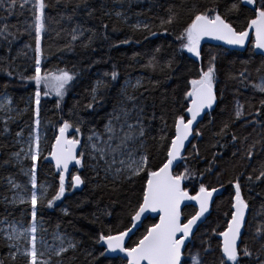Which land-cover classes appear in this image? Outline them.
Wrapping results in <instances>:
<instances>
[{
    "label": "snow or ice",
    "instance_id": "obj_1",
    "mask_svg": "<svg viewBox=\"0 0 264 264\" xmlns=\"http://www.w3.org/2000/svg\"><path fill=\"white\" fill-rule=\"evenodd\" d=\"M123 2L124 0H114V3ZM70 5L71 14L66 15L64 11H57L55 16L51 14L53 9L62 7L66 10ZM249 6L251 16L246 19L243 26H237L235 21L219 11L218 6L193 4L189 9V19L181 26L182 30L176 39L181 42L182 49L197 58L201 57V41L205 38L223 41L227 45L242 49L251 45L252 49L259 50V55L264 57V0H234L228 11H239L241 7ZM82 7L89 17L96 11L89 6V0H76L75 3L73 0H0V10L5 13L0 17V46H6L7 51L11 52L12 45L24 35H27L30 41H34V47L32 42L25 41L17 50V56H27L26 50L34 53L32 75L25 77L22 72H18L13 66L16 57L11 61L0 57L5 60V63L0 64V73L8 77L15 74L21 79L35 82V128L27 139H22L23 130L16 132V143L21 144L22 147L11 154L16 164L21 165V172L29 178L30 189L17 183L11 176L7 178L11 189L16 190L10 202L13 205L30 203L31 221L25 227L22 221H9L7 217L0 219V237L9 249V259L13 264H16L18 257L24 259V264H65V255L69 251L75 252L78 248V241L59 232V224L56 226L57 230L52 233L53 242L49 243L44 236L47 229L43 227L42 220L39 222L37 220L38 203L52 208L56 201H61L65 197L69 189H76L86 184L88 178L79 171H70L71 165L73 169L77 166L79 169H90L95 179L110 182L113 186L134 183L137 178L143 182L141 197L136 207L129 213L130 226L116 230L113 234V227L105 225V230L99 233L96 243L106 245V249L100 253L101 256L106 253H123L126 264H206L202 253L211 254L209 241L201 238L199 247L194 241L197 239L196 233L200 226L207 222L206 213L210 214V208L214 204V194L219 189L204 182V172H197L189 166V160L192 157L199 158L200 155L197 145L192 144L189 138L202 135L198 126L194 128V125H197V118H202V114L211 116L213 106L217 104V86L220 81L217 76L215 56L209 58L206 68L200 69L198 78L190 80L191 89L184 93L185 99L189 101L184 111L190 118L186 119L185 114H178L174 120V133L171 136L167 135L166 122L160 129L159 147L163 149L165 156L159 165L153 166V156L148 145L150 120L156 118L155 113L150 120L146 118L144 107L138 103L139 97L129 94L127 88H124L120 91L122 99L113 106L111 112L107 113L102 128L90 126L85 134L82 131L85 122L78 114L75 120H63L50 152L51 158L55 161L58 185L50 197L52 185H38L36 162L41 157V86L51 89L54 85L56 95L62 99L67 87L77 75L67 69L42 73L44 57L42 41L47 34L56 31L54 25H59L65 19L72 20L73 16L77 15V10ZM168 13L167 17L160 18V23L156 26L164 33L169 31L166 25L179 23L178 13L171 8ZM114 14L126 20L120 11H115ZM13 16L17 17L16 24L9 22V18ZM20 17L24 19L21 21ZM107 27L105 24L104 28ZM132 27L134 30L147 31L151 36L157 35V32L153 31L154 25L150 23L137 22ZM85 31L91 30L83 29L80 25L73 28L70 33L71 42L65 47L71 48L72 42L83 37ZM56 35L59 36L60 32L57 31ZM147 38L146 36L145 39ZM91 42L92 37L89 36L88 42L83 46L88 47ZM129 42L127 39L122 41L125 44ZM156 51L159 52L160 49L157 48ZM154 61L155 57L148 66L155 70L157 63ZM165 66L170 68L171 61L166 62ZM261 66L264 67V61ZM256 71L259 72L260 68ZM104 75L107 76L108 73ZM249 75L248 69L244 68L238 74H229V79L247 87ZM117 77L118 73L112 71L111 79L116 80ZM102 85L106 87L103 81L96 82V87L91 90V102L86 105L87 108H93V105L101 99L99 89ZM139 86L140 81H137L136 85L132 86L133 91ZM4 87L7 88V85ZM251 87L264 94V77L260 78L259 83L251 84ZM48 94V91L44 92L45 96ZM220 98H223L222 92ZM0 111L6 114V118H0L3 119L0 135H3L10 133V124L15 122L20 113L12 107V100L6 93L4 102L0 103ZM13 112H16L15 116L12 115ZM250 116L253 119H248ZM161 119L163 120L162 117ZM238 121L242 122L241 127H251L252 133L241 137L233 131V125ZM253 133L256 138L249 142V137ZM215 135L221 138L231 135V142L235 147L232 156L241 160L252 161L254 156L264 152V98L259 100L258 105H254L251 99H246L244 103L237 99L233 113L222 121V126ZM151 138L156 139L154 136ZM186 142L191 145V153L186 149ZM218 144L219 141L213 147ZM258 145L259 149H257ZM219 146L224 147V145ZM218 155L220 154L213 153V159L209 161V167L206 169L207 173L213 172V165ZM25 160L32 162L27 170L23 168ZM181 168L182 171L179 170ZM255 171L257 170L254 168L253 172ZM241 176L243 173L237 175L233 181H229L234 186V196L230 199L229 211L225 213L226 227L219 232L212 230L217 236L222 237L218 246L219 264H245V260L251 262L254 255L244 239L250 226L246 214L251 215V213L249 204L242 195ZM246 179L252 182L253 176L249 174ZM255 180L264 182V161L260 162L259 174L256 175ZM190 185L194 194H190ZM186 201H194L198 206L194 214H185L184 208L188 207ZM63 211L68 214L67 209ZM146 213H156L158 222L147 227L132 246H127L126 237L137 228L142 217L146 218ZM255 238L260 241L255 253V264H264L262 258L264 257V222L256 227ZM0 264H3V261H0Z\"/></svg>",
    "mask_w": 264,
    "mask_h": 264
},
{
    "label": "trees",
    "instance_id": "obj_2",
    "mask_svg": "<svg viewBox=\"0 0 264 264\" xmlns=\"http://www.w3.org/2000/svg\"><path fill=\"white\" fill-rule=\"evenodd\" d=\"M233 2L234 0H124L123 3H114V0H89V6L96 9L94 14L89 17L83 7L77 10V15L73 16L72 20H68L69 26L63 28V42L53 47L49 60L42 70L43 73L67 69L77 73L76 79L67 87L62 99L56 95L54 85L51 89L41 86L40 119L48 132L47 154L51 151L57 130L63 120H75L78 114L85 122L82 127L85 134L90 126L102 128L106 122L107 113L111 112L113 106L122 99L121 89L127 88L129 94L139 97L138 103L144 107L146 118L150 120L155 113L156 118L150 120L148 145L153 156V166L159 165L165 156L163 149L159 147L160 129L166 122L167 135L171 136L174 133L175 117L178 114H185L187 118L184 108L189 101L185 99L184 93L191 89L190 80L198 78L199 71L203 67L202 58L192 57L185 49H182L181 42L176 39V36L182 30L181 26L188 21L189 9L193 4L207 7L218 6L222 14L235 21L237 26H243L246 19L251 16L250 8L241 7L239 11L229 12L228 9ZM71 7L70 5L66 9L67 14H71ZM169 8L179 14V23L166 25L169 31L164 33L156 26L159 25L160 18L167 17ZM115 11L123 13L126 20L116 17ZM106 12L112 14L106 15ZM137 22L154 25L153 31H156L157 35L151 36L147 31L134 30L132 25ZM105 24L108 26L107 29L104 28ZM77 25L91 31H85L83 37L72 42L71 48H66L65 45L71 42V30ZM89 36L92 37V42L88 47H84ZM146 36L147 39H145ZM126 39L130 42L122 43ZM157 48L160 49L159 52L156 51ZM17 50L18 41L12 45L11 52L7 51L6 46H0V54L3 58L11 61L13 57H16L13 66L18 72H22L25 77L32 75L34 62L20 61ZM216 52L221 60L220 83L217 86L219 102L211 116H207L198 128L202 135L198 136L199 138L196 136L193 144L199 145L200 155L199 158L192 157L189 160V166L197 172H204L205 178L209 174L206 169L209 167V161L213 159V153L220 154L215 160L213 171L216 169L215 173L224 172V176L220 175L222 180L217 186L223 191L213 208H221L218 212L217 210L212 212L213 217L211 216L216 220L221 219L220 223L216 224L218 232L226 227L225 213L229 211L230 199L234 196V186L229 181H233L237 175L243 173L240 177L242 193L249 204L251 213L248 218L250 226L244 239L251 243V249L255 254L260 241L254 239L253 230L264 218V208H262L264 182L256 181L255 177L259 174L260 162L264 161V152L254 156L252 161L233 157L232 152L235 151V147L231 142V135L221 138L215 133L219 132L222 121L232 114L235 101L241 100L244 94L243 86L229 79V74H238L244 68L251 67L255 70L257 68L264 70L261 66L264 59L256 56L252 49L243 54L229 53L221 48H216ZM153 57H155L154 62L157 63L155 70L148 66ZM168 61H171L170 68L165 66ZM162 66L163 71H161ZM112 71L118 73L116 80L111 79ZM105 73L108 75L105 76ZM97 81H103L106 87L103 85L100 87L101 99L89 109L86 105L91 102V90L96 87ZM137 81H140V86L133 91L132 86L136 85ZM4 85H7V88ZM45 91L49 92L46 96ZM220 92L223 93L222 99ZM5 93L11 98L13 107L20 114L15 122L10 124V133L0 135V219L7 217L9 221H23L29 224L31 207L28 204L19 206L11 204L14 193L7 178L11 176L17 183L26 181L21 172V166L16 164L11 154L18 151L16 132L21 131V125L24 123L30 124L35 120V104L30 103L35 93V82L21 79L15 74L8 77L0 73V97ZM261 98H264V95L257 96L254 105H258ZM58 102L59 107H57ZM0 118H4L1 112ZM241 123L238 121L234 124L232 130L241 137L246 133H252L251 127H241ZM2 127L3 119H0V128ZM153 136L156 137L155 140L151 138ZM253 138H256L254 133L250 136L251 140ZM217 141L219 144L213 147ZM188 153H191V148ZM5 161L8 163H4ZM36 166L38 184L52 185L50 197L58 185V174L44 156L37 161ZM254 168L257 171L253 172ZM80 173L88 178L83 190L76 192L74 189H69L65 197L61 201H56L52 208L39 203L37 219L42 220L43 227L51 233L57 230L56 226L59 224L60 233L79 242L75 252L69 251L65 255V264H126L125 260L118 257L109 258L106 254L101 256L100 253L104 249L100 243H96V240L99 233L105 230V225L113 227V234L116 230L130 226L129 213L136 207L141 197L143 182L137 178L134 183L113 186L110 182L95 179L90 169H84ZM249 174L253 176L252 182L246 179ZM207 179H204V182ZM210 179L213 180V177ZM196 186L198 187V182ZM189 191L194 194L191 185ZM63 209H67L68 214H65ZM222 209L225 211L223 212ZM195 211L194 206L184 210L186 215L194 214ZM219 212L221 214L223 212L221 217ZM156 222L157 220L147 219L131 237L128 246H132L145 229ZM217 237L215 234L213 240L218 239ZM8 253L9 249L0 237V261H3V264H13ZM255 262L253 257L251 262L245 260V264H255ZM16 264H24V259L18 257Z\"/></svg>",
    "mask_w": 264,
    "mask_h": 264
},
{
    "label": "rangeland",
    "instance_id": "obj_3",
    "mask_svg": "<svg viewBox=\"0 0 264 264\" xmlns=\"http://www.w3.org/2000/svg\"><path fill=\"white\" fill-rule=\"evenodd\" d=\"M76 0H73V2H75ZM57 11H64L65 12V14L66 15H68L67 14V12H66V10L65 9H63L62 7L61 8H59V9H53L52 10V15L53 16H55L56 15V13H57ZM5 15V13L2 11V10H0V17H2V16H4ZM28 14H27V12H25V16H27ZM58 18V17H57ZM24 19V17H20L19 18V20H23ZM9 22L10 23H12V24H16L17 22H18V20H17V17H15V16H13V17H10L9 18ZM69 26V24H68V20L67 19H65V20H62L61 21V23L59 24V25H54V27L56 28V31H53V32H51L50 34H47L46 36H45V38H44V40L42 41V44H43V48H44V57H43V59H42V70H43V67H44V65L47 63V61L49 60V57H50V51L51 50H53V47L55 48V47H57L60 43H62L63 42V33L64 32H62L61 31V29H63L64 27H68ZM57 31H59L60 32V35L59 36H57L56 35V32ZM68 37V36H67ZM69 38V37H68ZM25 41H30V38L27 36V35H24V36H22L19 40H18V49L19 48H21L22 47V45H23V43L25 42ZM30 42H32L33 43V47H34V41H30ZM249 49H251V47L249 48ZM27 51V56H23V55H21V56H18L19 57V59H20V61H23V62H32L33 61V59H32V57L34 56V53L33 52H31V51H28V50H26ZM217 52H216V48H214V47H212V46H208V47H205L204 48V50H203V54H201V58H202V63H203V67L204 68H206L207 67V64H208V62H209V58L210 57H212V56H215V58H216V60H215V64H216V68H217V76H218V79H220V65H221V60H220V58H218L217 57ZM0 57H2V55L0 54ZM34 62V61H33ZM4 63V60L3 59H0V64H3ZM248 72L250 73V75L248 76V86L247 87H244L243 86V89H242V91H243V97L241 96V100H240V102L241 103H244V101L246 100V99H251V102L254 104V101H255V99H256V97L257 96H259V95H264V94H261V93H259L258 91H255L252 87H251V84H253V83H259V81H260V78L261 77H264V70H262V69H260V71L259 72H257L253 67H251V68H249L248 69ZM223 80V79H222ZM222 82V81H221ZM223 82H224V80H223ZM9 97V96H8ZM10 98V97H9ZM11 99V98H10ZM239 100V99H238ZM4 102V96H1L0 97V103H3ZM30 103H33V104H35V102H34V97L30 100ZM234 105H235V103H234ZM234 105H233V111H234ZM12 107H13V102H12ZM247 107V106H246ZM14 108V107H13ZM15 109V108H14ZM233 111H232V113H233ZM1 113H2V115H3V117L4 118H6V114L4 113V112H2V111H0ZM12 115H16V112H13L12 113ZM248 119H253V117H248ZM29 124V123H28ZM27 124V122L26 123H24V125H21V130H23V137H22V139H27V137H28V135H29V133L30 132H32L33 130H34V128H35V124H34V122L32 121V122H30V124L28 125ZM248 128V127H247ZM47 128H46V126H44V125H42V122H41V126H40V134H41V142H40V151H41V157L42 156H44V157H48V155H49V153L50 152H48V154H47V148H48V139H47ZM249 134V133H248ZM247 133L246 134H244V135H248ZM243 135V136H244ZM199 138V137H198ZM199 140V139H198ZM249 142H251V139H250V137H249ZM193 144V143H192ZM239 146V145H238ZM237 146V147H238ZM22 147V145L21 144H18V151H19V149ZM197 147H198V149H199V145H197ZM191 148V147H190ZM40 157V158H41ZM39 158V159H40ZM38 159V160H39ZM37 160V161H38ZM30 163H32L30 160H25L24 162H23V168L25 169V170H27L30 166H29V164ZM36 164H37V162H36ZM21 166V165H20ZM82 170H84V169H82ZM216 170V169H215ZM214 170V171H215ZM212 172L211 174H208V176H206L204 179H207V177L209 178V179H207L205 182H206V184H208V185H210V186H212V187H217L218 185H219V183H221V180H222V178L220 177V175L221 176H224V172L223 171H219V172ZM23 176L26 178V181H24L23 183H19V184H21V185H25V186H27L29 189H30V184L28 183V177L27 176H25L24 174H23ZM213 177V180H211L210 178H212ZM39 185V184H38ZM47 185V184H46ZM218 189H219V191L220 192H222V188H220V187H217ZM233 190H234V187H233ZM15 191L16 190H14L13 189V193H15ZM218 191V192H219ZM14 195V194H13ZM242 195H243V193H242ZM244 197V196H243ZM12 204V203H11ZM26 204H28V205H30V203H25V204H15V205H17V206H19V205H26ZM39 204V203H38ZM30 207H31V205H30ZM220 208L221 207H218V209H216V207H214L213 208V212L214 211H216L217 210V212L218 211H220ZM223 210V212L225 211V209H222ZM223 212H222V214H221V212H219L218 214H219V216L221 217V215H223ZM213 217V216H212ZM258 218H259V215L257 216ZM31 219V218H30ZM38 220V219H37ZM40 220H38V222H39ZM220 221H221V219L220 218H218L217 220L216 219H213V218H209V220L204 224V226L196 233V235H197V239L194 241V244L195 245H197L198 247L200 246V243H201V238H203L204 240H208L209 241V243H210V245H211V254H208V255H204L203 253H202V257H203V259L205 260V262H206V264H219V261H220V252H219V250H218V246H219V244H220V242H221V237H217L218 239H216V240H213V236L215 235V233H213L212 232V230L213 229H215L216 230V232H218V230H217V226H216V224L217 223H220ZM17 222H19V221H17ZM23 222V221H22ZM262 222H264V218H262L261 219V222L260 223H262ZM30 223V222H29ZM23 224H24V226L26 227V226H28L29 224H27V223H25V222H23ZM255 230L256 229H254L253 230V234H254V236H255ZM62 234V233H61ZM44 236H45V238L49 241V243H52L53 242V240H52V233L51 232H49V231H46L45 233H44ZM254 239H255V237H254ZM247 243H248V246L251 248V243L250 242H248V240L246 241ZM56 243H58V242H56ZM253 258L255 259V261H256V256H255V254L253 255ZM262 258H264V257H262Z\"/></svg>",
    "mask_w": 264,
    "mask_h": 264
},
{
    "label": "water",
    "instance_id": "obj_4",
    "mask_svg": "<svg viewBox=\"0 0 264 264\" xmlns=\"http://www.w3.org/2000/svg\"><path fill=\"white\" fill-rule=\"evenodd\" d=\"M249 7H250V6H249ZM253 38H254V35L252 36V39H253ZM205 46L221 47V48H223V49H225V50H228V51H231V52L240 53V54L245 53V52L248 50V48H249V45L246 46V48H243V49H242V48H238V47H234V46L227 45V44H225L223 41H217V40L210 39V38H205L204 40L201 41V52H202V50H203V48H204ZM254 52H255V54H256L257 56H260V55H259V50H254ZM260 57H262V56H260ZM262 58H264V57H262ZM216 106H217V104L213 106V110L215 109ZM206 111H208V110H206ZM206 116H207V115L202 114V118H201V117H198V118H197V125H194V128L197 127V126L199 127V126L202 124L203 120L206 118ZM188 118H190V117L188 116ZM58 134H59V132L57 133V135H58ZM194 138H195V136L189 138L190 141H191V143L193 142ZM54 143H55V142H54ZM190 146H191V145L188 144V143L186 142V149H187V150L190 148ZM48 163H49L50 165H52V166L55 168V171H56V173H57V170H56V167H55V161L51 158V156L48 157ZM72 170H74V169H73V167L70 165V171H72ZM75 170H79V167L77 166ZM83 188H84V185H81L79 188H76L75 190H76V191H82ZM218 196H219V193H218V192L214 194V203L216 202ZM185 203L188 205V207L191 206V205H194L195 208L198 209V206L195 205V202H194V201H186ZM213 205H214V204H213ZM213 205H212V207L210 208V214L206 213V216L208 217V219L211 217ZM182 207H183V206H182ZM184 210H185V208H184ZM145 216H146V218H143V217H142V220H141V222H139L137 228H136V229H133V232H132V233H129V237H126V245H127V246H128V243H129L131 237H132V236H133V235H134V234H135V233H136V232L142 227L143 223H144L147 219L157 220V222H158V215H157L156 213H146ZM248 216H249V215L246 214V218H247V219H248ZM208 219H207V220H208ZM201 226H202V225H201ZM201 226H200V227H201ZM100 245H101V247H102L104 250L106 249V245H102V243H100ZM106 254H107V256H108L109 258L118 257V258H122V259L124 260V254H123V253H118V252H117V253H106ZM125 261H126V260H125Z\"/></svg>",
    "mask_w": 264,
    "mask_h": 264
}]
</instances>
